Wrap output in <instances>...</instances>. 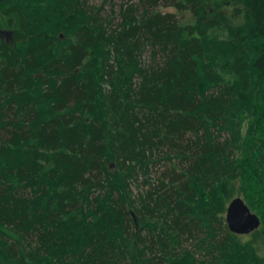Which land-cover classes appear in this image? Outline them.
Returning <instances> with one entry per match:
<instances>
[{
	"label": "trees",
	"instance_id": "trees-1",
	"mask_svg": "<svg viewBox=\"0 0 264 264\" xmlns=\"http://www.w3.org/2000/svg\"><path fill=\"white\" fill-rule=\"evenodd\" d=\"M98 11L0 3V264H264V0Z\"/></svg>",
	"mask_w": 264,
	"mask_h": 264
},
{
	"label": "water",
	"instance_id": "water-1",
	"mask_svg": "<svg viewBox=\"0 0 264 264\" xmlns=\"http://www.w3.org/2000/svg\"><path fill=\"white\" fill-rule=\"evenodd\" d=\"M4 0H0V3ZM0 38L6 42L12 41L11 31H0ZM225 222L230 233L238 236H247L258 230L261 226L259 217L252 213L245 202L237 197L227 206L225 212Z\"/></svg>",
	"mask_w": 264,
	"mask_h": 264
},
{
	"label": "rangeland",
	"instance_id": "rangeland-1",
	"mask_svg": "<svg viewBox=\"0 0 264 264\" xmlns=\"http://www.w3.org/2000/svg\"><path fill=\"white\" fill-rule=\"evenodd\" d=\"M88 6L92 7L95 11L102 12V10L105 12V14H109L112 9L118 10V7L123 3V4H132V3H138V0H86ZM162 13H169L173 14L179 24L181 25H189L193 23V17L189 12H177L176 9L170 5H165L164 2H161L158 7L156 8ZM104 14V13H103ZM230 21L233 25L237 26L242 22L241 18H232L230 17ZM3 39V38H1ZM4 40V39H3ZM146 54V53H145ZM145 59V58H144ZM239 153H236V156H238ZM239 184L237 183L236 188H234V194H238L237 192V186ZM249 235L247 236H241L243 240H246ZM193 243L191 242H186L183 244L184 247L186 248H191ZM194 248V247H193Z\"/></svg>",
	"mask_w": 264,
	"mask_h": 264
},
{
	"label": "bare ground",
	"instance_id": "bare-ground-1",
	"mask_svg": "<svg viewBox=\"0 0 264 264\" xmlns=\"http://www.w3.org/2000/svg\"><path fill=\"white\" fill-rule=\"evenodd\" d=\"M231 135V134H230ZM230 138H231V136H230ZM230 142V141H229ZM232 149V148H231ZM224 231V230H223Z\"/></svg>",
	"mask_w": 264,
	"mask_h": 264
}]
</instances>
